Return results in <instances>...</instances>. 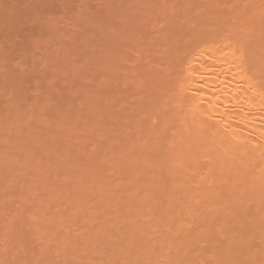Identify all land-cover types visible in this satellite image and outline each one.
Listing matches in <instances>:
<instances>
[{
	"label": "bare ground",
	"instance_id": "obj_1",
	"mask_svg": "<svg viewBox=\"0 0 264 264\" xmlns=\"http://www.w3.org/2000/svg\"><path fill=\"white\" fill-rule=\"evenodd\" d=\"M0 264H264V0H0Z\"/></svg>",
	"mask_w": 264,
	"mask_h": 264
}]
</instances>
